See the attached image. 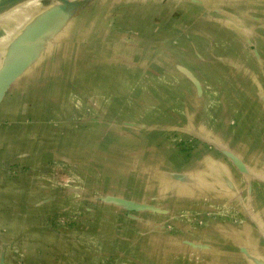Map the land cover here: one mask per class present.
I'll return each mask as SVG.
<instances>
[{"label": "crops", "instance_id": "obj_1", "mask_svg": "<svg viewBox=\"0 0 264 264\" xmlns=\"http://www.w3.org/2000/svg\"><path fill=\"white\" fill-rule=\"evenodd\" d=\"M43 1L0 0V62ZM32 61L0 102V264H264V0H81Z\"/></svg>", "mask_w": 264, "mask_h": 264}, {"label": "water", "instance_id": "obj_2", "mask_svg": "<svg viewBox=\"0 0 264 264\" xmlns=\"http://www.w3.org/2000/svg\"><path fill=\"white\" fill-rule=\"evenodd\" d=\"M80 4L81 0L72 4H68L66 0H55L49 10L37 14L34 20L11 38L0 62V102L12 85L32 64L39 42L48 28L55 24L59 17L67 14L69 10L76 9ZM230 157L239 170H244L241 160L234 156Z\"/></svg>", "mask_w": 264, "mask_h": 264}, {"label": "rangeland", "instance_id": "obj_3", "mask_svg": "<svg viewBox=\"0 0 264 264\" xmlns=\"http://www.w3.org/2000/svg\"><path fill=\"white\" fill-rule=\"evenodd\" d=\"M9 2H10V1H7V0H6V3H5L4 5H7ZM38 2H39V1H38ZM43 2H44V4H45V3L48 2V1H47V0H44ZM4 5H3V6H4ZM39 7H40V6H39ZM19 12H20V11H19ZM95 13H97V11H95ZM24 14H25V13H24L23 11H21L19 17L21 16V18H23V17L25 16ZM15 19H17V18H15ZM20 21H21V20L18 21V26L20 25ZM15 26H17V25L15 24ZM18 26H17V27H18ZM4 29H5V28H4ZM2 30H3V29H2ZM17 30H18V28L15 30V32H13V34H15ZM1 33H2V32H1ZM13 34H12V35H13ZM10 37H11V36H10ZM263 123H264V122H263ZM261 124H262V123H261ZM259 125H260V124H259ZM261 126H262V129H264V124L261 125ZM258 136H260V133H259V132H258V133H255L254 137L252 138V139L254 140V142H255V145L259 144V142L262 143V142H261L262 139H260ZM253 140H252V141H253ZM248 142H249V140H246V139H245L243 143H244L245 145H247V147L251 148L252 151L257 150L258 145L255 146L254 148H252V146H251Z\"/></svg>", "mask_w": 264, "mask_h": 264}]
</instances>
